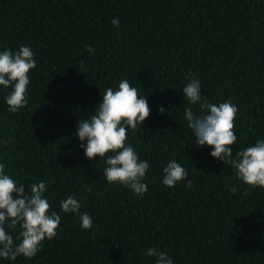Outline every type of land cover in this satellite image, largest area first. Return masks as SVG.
Segmentation results:
<instances>
[{
  "label": "trees",
  "instance_id": "16d2710c",
  "mask_svg": "<svg viewBox=\"0 0 264 264\" xmlns=\"http://www.w3.org/2000/svg\"><path fill=\"white\" fill-rule=\"evenodd\" d=\"M22 44L36 67L18 112L7 111L0 87V163L25 191L44 180L61 221L34 257L0 264H153L142 255L148 247L174 264H264V187L237 179L211 146H191L189 105L177 90L198 78L209 102L237 106L234 153L264 138V0H0V50ZM122 79L150 108L127 137L150 165L142 197L108 184L103 159L86 158L73 135ZM170 159L190 187L161 182ZM68 195L93 218L91 229L60 211ZM8 231L18 243L19 226Z\"/></svg>",
  "mask_w": 264,
  "mask_h": 264
},
{
  "label": "clouds",
  "instance_id": "9594fccd",
  "mask_svg": "<svg viewBox=\"0 0 264 264\" xmlns=\"http://www.w3.org/2000/svg\"><path fill=\"white\" fill-rule=\"evenodd\" d=\"M113 26H119V18L111 20ZM89 51H92L89 47ZM36 67L35 54L27 45L17 49L0 50V87L7 90L4 102L7 111L16 113L27 103L30 84V72ZM183 101L189 107L184 109V119L191 130L193 144L196 147L211 146L210 155L229 165L237 179L251 187H264V138L258 137L255 143L233 151L237 140L234 132V120L237 106L230 99L219 103L209 102L201 91V81L189 78L181 89ZM101 100L94 106V112L87 119H79L75 137L81 141L80 148L88 159H103L104 179L108 184H119L138 196L147 192L145 183L149 162L141 159L127 137L142 128L150 114L146 95L139 94L135 86L127 79L119 81L115 88L108 87L101 94ZM191 106H198L193 111ZM165 113L163 105L158 107ZM190 146V147H191ZM162 183L174 187L184 182L190 187L187 170L175 159L167 161L162 168ZM15 179L0 163V258L15 260L17 256L34 257L45 240L56 235L61 215L51 208L48 187L44 180L28 185ZM235 191V189H232ZM62 213H72L79 217L82 229H91L93 218L81 211V202L74 195L59 200ZM19 226L17 240L12 232ZM154 257L153 264H174L173 257L166 251L148 247L145 253Z\"/></svg>",
  "mask_w": 264,
  "mask_h": 264
}]
</instances>
